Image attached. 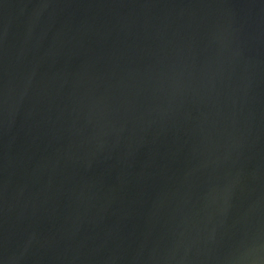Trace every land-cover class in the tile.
<instances>
[{
  "label": "water",
  "instance_id": "95a60500",
  "mask_svg": "<svg viewBox=\"0 0 264 264\" xmlns=\"http://www.w3.org/2000/svg\"><path fill=\"white\" fill-rule=\"evenodd\" d=\"M0 264H264V0H0Z\"/></svg>",
  "mask_w": 264,
  "mask_h": 264
}]
</instances>
